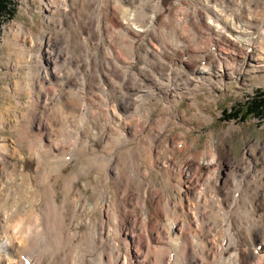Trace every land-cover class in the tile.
Returning <instances> with one entry per match:
<instances>
[{"label": "clouds", "instance_id": "clouds-1", "mask_svg": "<svg viewBox=\"0 0 264 264\" xmlns=\"http://www.w3.org/2000/svg\"><path fill=\"white\" fill-rule=\"evenodd\" d=\"M33 4L0 34L19 77L0 107V264H264V163L199 131L217 78L264 68V0Z\"/></svg>", "mask_w": 264, "mask_h": 264}, {"label": "rangeland", "instance_id": "rangeland-1", "mask_svg": "<svg viewBox=\"0 0 264 264\" xmlns=\"http://www.w3.org/2000/svg\"><path fill=\"white\" fill-rule=\"evenodd\" d=\"M7 3L8 11L0 18V34H2L5 26L18 25L24 19L28 9L35 7L33 0H8ZM39 19L37 18L38 23ZM3 51L7 53V49ZM12 59L15 60L16 57H12ZM18 78L17 69H9L6 63L0 61V107L10 103L4 92V86L14 85ZM217 81L220 84L219 78H217ZM218 84L213 89L215 96L222 97V99L215 103V108L218 111H214L211 106L214 102L213 98L209 101L210 106L204 109V112L210 114H202V117L205 118L204 122L206 126L199 128V131L206 134L209 132L220 133L221 130H226L223 132V135L228 137L226 143L234 159H239L244 155H248L250 159H253L250 152L253 147H256L255 158L264 163V119L254 117L253 115H247L244 118L241 116L245 113L247 101L260 93L264 94V70L258 72L253 66H249L244 76V83L240 86H237L227 78L223 80L221 85L218 86ZM198 99L203 100V97H198ZM177 101L181 109L188 110L191 103L188 96L177 98ZM234 108L240 109V115L230 117L229 113ZM231 125L235 126L234 129H228ZM193 127H198L195 122H193ZM196 135L197 132H192V136L195 137ZM205 138V135H200L196 144L197 150L203 146ZM171 143L170 137L169 144L171 145Z\"/></svg>", "mask_w": 264, "mask_h": 264}, {"label": "trees", "instance_id": "trees-1", "mask_svg": "<svg viewBox=\"0 0 264 264\" xmlns=\"http://www.w3.org/2000/svg\"><path fill=\"white\" fill-rule=\"evenodd\" d=\"M8 2V0H7ZM6 0H0V18L7 12L8 3ZM245 113L241 115L243 118L247 115H253L254 117L264 119V94L260 93L257 96H254L251 100L246 102ZM240 109L234 108L233 111L229 113L230 117H236L239 114Z\"/></svg>", "mask_w": 264, "mask_h": 264}, {"label": "bare ground", "instance_id": "bare-ground-1", "mask_svg": "<svg viewBox=\"0 0 264 264\" xmlns=\"http://www.w3.org/2000/svg\"><path fill=\"white\" fill-rule=\"evenodd\" d=\"M168 2L169 3H171V0H168ZM108 20H109V22L111 21V18L109 17L108 18ZM18 26H20L19 24H18ZM194 31H195V29H193ZM198 35H199V33H198ZM214 43H215V41H214ZM151 45H149V47H150ZM235 48H236V46L235 45H229L228 44V42H225V44H220V45H218V47H217V51L220 53V55L221 56H224V57H228L229 59H231V54L233 53V51L235 50ZM254 51H257L258 52V49L257 50H254ZM193 55H196L195 53H193ZM149 57L151 58V53H149ZM211 57H208V60L209 61H211ZM250 60H251V58H250ZM218 63V62H217ZM252 65L250 64V67H251ZM264 70V68H261V69H259V70H257L258 72L260 71H263ZM222 83H220V84H218V86L219 85H221ZM177 98H180V97H177ZM203 115H205V114H203ZM208 115V114H207ZM202 119H203V121H205V118L204 117H202ZM235 127V126H234ZM234 127H233V125H231L228 129H234ZM227 129V130H228ZM229 131V130H228ZM226 133V132H225ZM169 146H171L170 144H169ZM264 160V159H263ZM191 169H192V171H191V177H192V179H190L189 180V183H188V187H193L194 186V184H195V177H196V175H197V173L198 172H200V171H202V169L198 166V165H196L195 163H193L192 165H191ZM130 239H131V237H129ZM133 255H136V252H134L133 251Z\"/></svg>", "mask_w": 264, "mask_h": 264}]
</instances>
